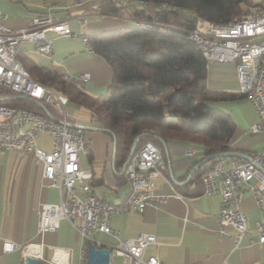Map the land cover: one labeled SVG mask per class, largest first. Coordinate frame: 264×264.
Segmentation results:
<instances>
[{
    "label": "crops",
    "instance_id": "1",
    "mask_svg": "<svg viewBox=\"0 0 264 264\" xmlns=\"http://www.w3.org/2000/svg\"><path fill=\"white\" fill-rule=\"evenodd\" d=\"M101 1L0 0V12L7 14L5 23L15 30L25 28L37 15L53 14L67 19L72 31L79 34L60 36L48 31L47 34L54 37L50 54L37 51L34 41H23L18 57L62 75L88 72L89 79L80 82L90 95L100 96L109 89L113 69L102 55L87 47L83 35L141 22L127 15L99 12L96 6ZM207 86L238 93L236 63L209 61ZM214 105L228 112L236 123L229 143L232 151L252 155L264 147V132L251 131L257 114L249 98L219 100ZM67 107L75 124L100 127V121L87 107L72 101ZM86 138L88 150L80 152L81 167L92 173L91 182L97 196L112 203L120 202L129 193L130 183L122 171L123 165H117L116 155H113L112 134L107 130L86 128ZM162 139L166 145L161 141L157 144L164 162L162 174L155 179V189L168 194L167 200L157 207L148 206L142 213L126 210L115 213L110 218L111 227L122 238H132L140 232L154 233L158 243L148 245L144 256L156 255L163 264H220L224 260L229 264H264V244L257 241V222L264 220V205L257 204L249 183H241V206L247 217L248 231L241 245L234 248L231 238L218 233L220 194H204L200 182V175L217 157L208 159L210 155L196 135ZM37 141L40 147L51 148L48 133L40 132ZM189 149L194 152L188 154ZM60 199L61 191L44 177L43 166L34 160L32 153L0 149V264H25L28 255L52 264H85L87 254L81 256V246L86 241L69 220L62 219L57 230L44 234L38 231L41 204L56 203ZM94 235L106 246L115 243V238L107 233L96 231ZM4 240H13L17 248L4 252ZM62 255L63 262L60 261Z\"/></svg>",
    "mask_w": 264,
    "mask_h": 264
},
{
    "label": "built area",
    "instance_id": "2",
    "mask_svg": "<svg viewBox=\"0 0 264 264\" xmlns=\"http://www.w3.org/2000/svg\"><path fill=\"white\" fill-rule=\"evenodd\" d=\"M123 4L131 0H115ZM152 5V4H149ZM166 7V3H161ZM0 12V87L15 91L18 95L35 98L52 106L55 116L25 107L0 102V149L21 150L32 153L34 160L43 166V175L51 185L61 191L56 203L40 206L38 231L44 234L57 230L62 219L69 220L86 243L81 246V256L87 254V243L104 247L105 243L94 233L101 231L115 238L108 246L111 250L110 264L116 256L122 264H163L156 255L144 256L150 244H157L154 233L140 232L132 238H122L111 227L110 218L122 210L142 213L148 206H160L168 194L155 189V179L162 174L163 153L153 140H145L136 149L125 170L130 191L118 203L97 196L91 182L92 173L81 167L80 152L88 150L86 128L75 124L68 110V97L33 78L18 54L23 41L36 42L37 51L50 54L54 37L77 35L69 21L53 14L33 17L25 28H10ZM140 22L137 24L139 25ZM189 38L209 61H234L239 92L249 98L257 114L251 125L252 132H264V5L256 6L241 19L214 23L197 19V26L189 31ZM88 48L89 38L83 35ZM64 78L76 81L89 79L88 72H65ZM46 132L51 137V148L38 145L37 136ZM193 149L187 151L192 154ZM255 179V182L250 181ZM202 191L221 196L218 213V233L233 240L234 248L241 245L247 233V217L241 206V183H249L257 204L264 205V147L250 158L238 156L217 157L213 165L201 177ZM78 191L84 193L80 195ZM257 241L264 244V220L257 222ZM17 248L13 240H4L2 249L10 252ZM220 264H229L226 260Z\"/></svg>",
    "mask_w": 264,
    "mask_h": 264
},
{
    "label": "trees",
    "instance_id": "3",
    "mask_svg": "<svg viewBox=\"0 0 264 264\" xmlns=\"http://www.w3.org/2000/svg\"><path fill=\"white\" fill-rule=\"evenodd\" d=\"M259 5L262 2L252 0H131L123 4L102 0L96 6L99 12L141 22L88 36L93 51L113 69L109 89L100 96L90 95L80 81L66 79L33 61L22 62L33 78L90 109L100 127L109 129L116 137L117 165H124L136 138L138 149L148 139L159 143L157 136L196 135L207 155L232 151L229 143L236 123L214 102L244 95L207 86L209 60L189 38V31L197 26L198 18L231 22ZM0 96L6 97L0 102L56 115L49 104L13 90L0 87ZM209 168L200 175V182Z\"/></svg>",
    "mask_w": 264,
    "mask_h": 264
},
{
    "label": "water",
    "instance_id": "4",
    "mask_svg": "<svg viewBox=\"0 0 264 264\" xmlns=\"http://www.w3.org/2000/svg\"><path fill=\"white\" fill-rule=\"evenodd\" d=\"M19 96H24V95H19ZM25 97V96H24ZM6 97L0 96V99H3ZM84 128H96V129H102V130H107L109 131L108 128L104 127H97V126H88V125H80ZM144 135L150 134L149 132H144ZM159 140L162 142V144L165 146L166 142L159 136H157ZM114 142H113V155L115 157L116 155V137L113 135ZM137 144L138 140L137 138L133 142L129 156L127 160L125 161L122 171L125 172L127 168V164L130 161L132 155L137 149ZM226 155H231V156H238V157H244V158H250L251 155L245 154L240 151H223L219 153L212 154L208 157V159L214 158V157H220V156H226ZM191 175V174H190ZM111 261V250L109 247L104 246V247H96L94 243H89L88 249H87V258L85 261V264H110ZM25 264H52L50 262L44 261L41 258L33 255H28L25 258Z\"/></svg>",
    "mask_w": 264,
    "mask_h": 264
},
{
    "label": "rangeland",
    "instance_id": "5",
    "mask_svg": "<svg viewBox=\"0 0 264 264\" xmlns=\"http://www.w3.org/2000/svg\"><path fill=\"white\" fill-rule=\"evenodd\" d=\"M253 3H259V2H264V0H252ZM5 89V88H4ZM123 258L120 255L116 256V260L114 264H122Z\"/></svg>",
    "mask_w": 264,
    "mask_h": 264
},
{
    "label": "bare ground",
    "instance_id": "6",
    "mask_svg": "<svg viewBox=\"0 0 264 264\" xmlns=\"http://www.w3.org/2000/svg\"><path fill=\"white\" fill-rule=\"evenodd\" d=\"M64 258H63V255L60 256V261L63 262Z\"/></svg>",
    "mask_w": 264,
    "mask_h": 264
}]
</instances>
